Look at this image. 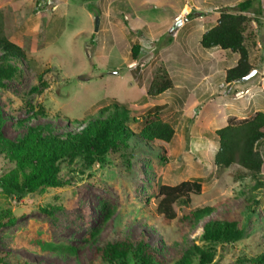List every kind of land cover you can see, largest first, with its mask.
Returning <instances> with one entry per match:
<instances>
[{
  "label": "rangeland",
  "instance_id": "1",
  "mask_svg": "<svg viewBox=\"0 0 264 264\" xmlns=\"http://www.w3.org/2000/svg\"><path fill=\"white\" fill-rule=\"evenodd\" d=\"M258 2L264 6V1ZM188 3L53 0L41 6L40 0H0L2 32L24 51L27 61L21 81L0 88L8 138L25 133L26 124L20 127L17 122L28 117L30 105L46 116L29 124L50 125L58 134L80 127L114 101L135 109L166 105L161 119L175 131L167 146V163L140 155L127 166L118 157L107 156L102 164L83 166L78 157L59 167L60 177L69 183L64 187L20 200L0 195V213L10 211L15 219L13 225L0 228V250L34 264H83L106 237L144 234L161 257L170 259L168 264H179L191 245L200 244L206 222L242 209L246 238L224 247L216 264H253L249 260L262 254L264 196L257 197L250 214L244 200L253 182H235L232 175L238 167L218 168L213 157L216 130L264 111V9L261 15L254 8L247 13L258 17L257 27L252 21L248 29L253 42L248 43L250 62L258 73L244 81L243 88L223 82L224 71L236 63L238 54L200 46L202 33L214 26L220 12L238 10L214 0L198 3L196 10ZM175 8L181 9L175 22L180 19L183 25L172 36L169 29L174 23L167 13ZM182 8L190 9L183 14ZM190 13L194 18L188 20ZM149 29L160 33L152 36ZM133 45L139 46L135 61ZM159 69L167 71L174 89L150 98L146 92ZM242 89L248 92L240 94ZM141 124L131 129L139 131ZM258 149L264 157V143ZM13 167L0 157V178ZM195 178L203 183L191 207L214 210L184 234L162 230L153 215L158 187ZM125 264L133 261L128 258Z\"/></svg>",
  "mask_w": 264,
  "mask_h": 264
},
{
  "label": "trees",
  "instance_id": "2",
  "mask_svg": "<svg viewBox=\"0 0 264 264\" xmlns=\"http://www.w3.org/2000/svg\"><path fill=\"white\" fill-rule=\"evenodd\" d=\"M180 1V0H175ZM251 1L246 0L238 7V12L222 11L215 17V24L200 38V46L205 50L217 48L231 54H238L236 65L223 73L225 85L243 82L255 70L250 62L248 43L251 33L248 16ZM0 13V88L12 81H21L26 66L24 51L10 42L2 32ZM192 13L187 19H193ZM139 46L131 47V57L137 60ZM42 80V77H39ZM173 84L165 69L157 70L146 95L155 98L172 91ZM166 105L149 109L130 108L125 104L111 102L102 107L98 115L90 118L80 127L63 133H54L50 125H30V121L44 118L41 108L28 106V117L17 124L25 125V133L15 139L8 138L3 131L5 118L0 112V157L14 167L0 178V195L20 200L27 195L45 191L48 188H61L68 181L60 177V165L65 161L81 158L83 166L105 162L107 156L118 157L122 163L132 166L137 156L157 159L160 163L169 160L167 146L173 139L174 128L161 119ZM28 123V124H27ZM142 123L139 131L131 125ZM218 148L213 164L218 168L237 166L232 179L243 183L248 180L253 186L248 188L245 198L246 209L257 204V197L264 196V157L258 149L264 143V111H258L250 119L230 123L214 132ZM203 179L195 178L176 186L161 185L155 197L154 216L159 218L162 230L184 234L199 220L209 216L211 207L192 208V197L199 195ZM48 212L47 209L43 210ZM243 210L223 217L210 219L202 227L200 244L191 245L181 256L179 264H216L217 255L226 246L242 242L246 238V225L242 219ZM15 219L10 211L0 213V228L11 226ZM260 256L249 261L264 264V244ZM161 251L147 242L146 235L136 238L106 237L95 247L91 259L83 264H125L131 258L133 264H168L169 258L161 257ZM0 264H34L19 258L12 252L0 250Z\"/></svg>",
  "mask_w": 264,
  "mask_h": 264
},
{
  "label": "crops",
  "instance_id": "3",
  "mask_svg": "<svg viewBox=\"0 0 264 264\" xmlns=\"http://www.w3.org/2000/svg\"><path fill=\"white\" fill-rule=\"evenodd\" d=\"M181 1L182 0H180L179 1V3H181ZM206 1H210V0H189V3H188V5L189 6H191V7H193L194 8V10H196L197 9V4L198 3H204V2H206ZM215 1V3H217V4H224V6H232V7H235L236 8V10H238V7H239V5L241 4V3H243V2H245L246 0H214ZM252 3H251V6H250V8H249V11L250 10H252V8H254V9H256V11L258 12L257 14L258 15H261L262 13V9H264V6H261V3H259L258 2V0H250ZM260 1V0H259ZM262 1H264V0H262ZM259 3V4H258ZM111 5H112V3H111ZM176 10H175V12H170L169 10H168V16H169V18H170V24L171 23H174L175 24V17L178 15V12L181 10L180 8H175ZM190 8H185V9H183L182 8V10H183V14H185V13H188V10H189ZM154 10V9H153ZM150 11H152L151 9H150ZM177 11V12H176ZM153 12V11H152ZM258 18V17H257ZM256 18V19H257ZM256 19H254L253 20V23H254V25H255V27H257V22H256ZM146 23V22H145ZM185 23V22H184ZM173 24V25H174ZM181 25H183V23L181 24ZM259 25V24H258ZM149 28V27H148ZM172 28V27H171ZM170 28V29H171ZM169 29V30H170ZM150 30V29H149ZM166 30H167V28H166ZM151 31V30H150ZM166 32V31H165ZM164 32V33H165ZM160 32H158V33H155L154 34V32H152L151 31V35L152 36H158V34H159ZM167 33V32H166ZM204 33V32H203ZM202 33V34H203ZM175 34V36H176V34H177V32H175L174 33ZM173 34V35H174ZM163 35V34H162ZM162 35H160V37L162 36ZM171 35V34H170ZM172 35V36H173ZM202 36V35H201ZM258 45H259V43H258ZM238 60V59H237ZM237 60H236V62H237ZM236 65V63L232 66V67H234ZM231 67V68H232ZM229 69V68H228ZM227 70V69H226ZM255 71H256V73H258V71H257V69L255 68ZM255 73V74H256ZM247 82V81H246ZM246 82H238V83H234V85L235 86H241V87H247V84H246ZM243 90V89H242Z\"/></svg>",
  "mask_w": 264,
  "mask_h": 264
},
{
  "label": "water",
  "instance_id": "4",
  "mask_svg": "<svg viewBox=\"0 0 264 264\" xmlns=\"http://www.w3.org/2000/svg\"><path fill=\"white\" fill-rule=\"evenodd\" d=\"M98 23H99V19L98 18H96V25H95V32L97 31V29H98ZM181 24H182V20H180V19H178L176 22H175V24L172 26V28L169 30V33L171 34V35H173L174 33H175V31L178 29V27H180L181 26ZM255 73H256V71L255 70H252L245 78H244V80H243V82L244 81H247L248 79H250L252 76H254L255 75Z\"/></svg>",
  "mask_w": 264,
  "mask_h": 264
},
{
  "label": "built area",
  "instance_id": "5",
  "mask_svg": "<svg viewBox=\"0 0 264 264\" xmlns=\"http://www.w3.org/2000/svg\"><path fill=\"white\" fill-rule=\"evenodd\" d=\"M41 2H42L41 6H43L44 4L51 5L53 0H42V1L40 0V3ZM227 86H229V85H227ZM245 92H248V91L247 90H242V91H240V94H245Z\"/></svg>",
  "mask_w": 264,
  "mask_h": 264
}]
</instances>
